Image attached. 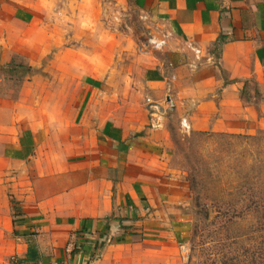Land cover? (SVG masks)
I'll use <instances>...</instances> for the list:
<instances>
[{"label":"crops","instance_id":"0c3cea01","mask_svg":"<svg viewBox=\"0 0 264 264\" xmlns=\"http://www.w3.org/2000/svg\"><path fill=\"white\" fill-rule=\"evenodd\" d=\"M59 1L0 0V264H151L178 238L169 113L189 130L264 128V0H133L165 49L143 75L78 83Z\"/></svg>","mask_w":264,"mask_h":264},{"label":"rangeland","instance_id":"374dc122","mask_svg":"<svg viewBox=\"0 0 264 264\" xmlns=\"http://www.w3.org/2000/svg\"><path fill=\"white\" fill-rule=\"evenodd\" d=\"M59 2L53 20L71 24L74 56L62 67L75 72L77 83L87 72H108L113 79L117 69L125 77L143 75L142 57L166 47L165 28L133 0ZM30 72L21 69L22 76ZM167 131L165 184L178 238L156 248L151 264H264V128L249 134L187 130L169 113Z\"/></svg>","mask_w":264,"mask_h":264},{"label":"built area","instance_id":"2783aa9c","mask_svg":"<svg viewBox=\"0 0 264 264\" xmlns=\"http://www.w3.org/2000/svg\"><path fill=\"white\" fill-rule=\"evenodd\" d=\"M163 43H164V41H163ZM148 103H149L148 107H149L151 114L157 115V113H159V110H160L159 105L157 103L153 102L151 99H148ZM182 126H183V128H185L187 130L190 129L189 124L187 123L186 119L182 120Z\"/></svg>","mask_w":264,"mask_h":264}]
</instances>
